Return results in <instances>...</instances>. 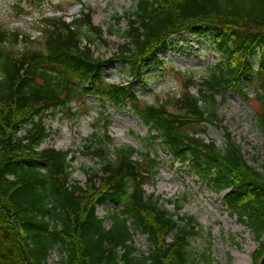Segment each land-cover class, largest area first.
<instances>
[{
  "label": "trees",
  "instance_id": "trees-1",
  "mask_svg": "<svg viewBox=\"0 0 264 264\" xmlns=\"http://www.w3.org/2000/svg\"><path fill=\"white\" fill-rule=\"evenodd\" d=\"M196 31L207 34L217 64L201 82L190 76L180 95L153 105L136 97L131 83L104 79L107 61L91 50L103 31L91 12L71 22L45 20L38 46L0 27V264H48L55 250L61 264H199L190 250L199 224L145 190L156 158L115 147L105 126L103 138L83 145L82 154L98 160L86 171L85 189L71 181L76 152L42 148L49 137L44 118L71 117V104L87 96L128 108L148 127L150 146L187 166L209 191L225 193L227 213L264 238V159L249 164L228 133L223 148L203 136L208 126H222L216 95L232 92L258 104L253 116L264 144V0H137L113 59L141 79L172 36ZM22 40L24 50L15 53ZM107 204L119 206L107 211L109 226L96 213ZM137 234L146 237L147 252L137 247Z\"/></svg>",
  "mask_w": 264,
  "mask_h": 264
},
{
  "label": "rangeland",
  "instance_id": "rangeland-1",
  "mask_svg": "<svg viewBox=\"0 0 264 264\" xmlns=\"http://www.w3.org/2000/svg\"><path fill=\"white\" fill-rule=\"evenodd\" d=\"M136 3L137 0H0V27L28 35L30 40H34V46H38L45 20L59 17L71 22L79 19L81 14L91 12L92 24L103 31L91 50L96 57L107 61L102 69L104 79L115 85L131 83L136 97L156 105L168 97L180 95L188 77L201 82L217 64L219 54L212 50L203 31L181 33L172 36L163 48L151 56V63L144 69L141 79H132L127 65L113 58L125 42L123 32L127 16L133 12ZM23 43L22 40L17 45L15 53L24 50ZM249 89L252 99L255 91ZM196 90L195 86L191 88L193 94ZM216 101L222 126H208L204 138L223 148L225 133H228L240 146L249 164L252 165L254 160L260 164L264 159V144L253 116L258 104L254 100L245 103L232 92L217 94ZM71 108L74 114L71 117L57 114L44 118L49 137L42 148L76 152L72 162V183L86 189V171L97 169L98 160L83 155V145L93 135L103 138L106 134L104 127L107 126L108 136L115 147H132L138 152L136 158L139 159L148 153L152 159L156 158L155 174L152 180L147 181L145 190L165 201L177 203L180 215L192 217L199 224L201 231L190 245L192 257L199 264L259 263L264 255V238L257 239L236 217L227 213L223 201L225 193L209 191L189 172L187 166L171 163L157 145L150 146L148 127L128 108L104 106L95 96L85 97L82 103L73 102ZM118 208L117 204L101 205L96 207V213L98 217L105 218L104 225L109 226L107 211ZM168 209L175 211L174 205H169ZM134 239L141 251H148L145 236L137 234ZM15 241L18 242L17 238ZM167 241L170 239L167 238ZM48 264H61L56 250L50 254Z\"/></svg>",
  "mask_w": 264,
  "mask_h": 264
},
{
  "label": "water",
  "instance_id": "water-1",
  "mask_svg": "<svg viewBox=\"0 0 264 264\" xmlns=\"http://www.w3.org/2000/svg\"><path fill=\"white\" fill-rule=\"evenodd\" d=\"M258 264H264V255H263V257L260 259V261H259Z\"/></svg>",
  "mask_w": 264,
  "mask_h": 264
}]
</instances>
